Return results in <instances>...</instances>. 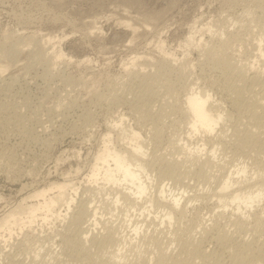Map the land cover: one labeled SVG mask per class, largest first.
Listing matches in <instances>:
<instances>
[{"label":"rangeland","instance_id":"1","mask_svg":"<svg viewBox=\"0 0 264 264\" xmlns=\"http://www.w3.org/2000/svg\"><path fill=\"white\" fill-rule=\"evenodd\" d=\"M261 40L264 0H0V218L53 183L75 189L67 211L0 228V264H264V198L249 212L217 198L227 175L264 179ZM204 88L223 117L190 134L186 98ZM121 123L147 146L142 200L87 179L104 145L130 152ZM161 187L182 196L169 221Z\"/></svg>","mask_w":264,"mask_h":264},{"label":"bare ground","instance_id":"2","mask_svg":"<svg viewBox=\"0 0 264 264\" xmlns=\"http://www.w3.org/2000/svg\"><path fill=\"white\" fill-rule=\"evenodd\" d=\"M121 17V16H120ZM119 17V18H120ZM121 19V18H120ZM126 19V17H125ZM124 22V21H123ZM122 22V23H123ZM93 23H97L95 22H91ZM91 24V25H92ZM126 26L132 28V25H130V23H128L126 21ZM135 27V26H134ZM129 28V29H130ZM97 29L99 30V28L97 27ZM95 28V30H97ZM136 29V28H135ZM134 28H132V31L134 32L135 30ZM190 31L188 36H186L185 38V43H189L191 41H195L194 35L195 33H199L197 32L193 26L189 27ZM188 29V30H189ZM200 30V29H198ZM209 30V29H208ZM202 31L200 30V33ZM203 33V32H202ZM92 34V33H90ZM95 35V34H94ZM201 35V34H200ZM199 35V36H200ZM97 36V35H96ZM202 36V35H201ZM201 36L199 37V39H201ZM56 38V37H54ZM43 39V38H42ZM44 41V40H43ZM262 41V40H261ZM261 41H258V46L256 48V46H254L257 49V55L260 56V58H263V63H264V41H262L263 46H261ZM33 42V41H32ZM35 42V41H34ZM58 42L57 41H53V37H47L45 39V43L49 44L52 48V53H53V57L56 60L59 59H65V55L58 49L56 48L55 44ZM16 43V42H15ZM36 43V42H35ZM33 43V44H35ZM38 43V42H37ZM36 43V44H37ZM43 43V42H42ZM19 44V43H18ZM30 44L31 41H30ZM44 44V43H43ZM42 44V45H43ZM15 45V44H14ZM13 45V46H14ZM17 45V44H16ZM45 45V44H44ZM257 45V44H255ZM25 46V45H24ZM23 46V47H24ZM15 47V46H14ZM22 47V46H21ZM20 47V48H21ZM36 48V46H34ZM19 48V46H18ZM31 48V46H30ZM38 48V47H37ZM36 48V49H37ZM50 48V49H51ZM14 49V48H13ZM22 49V48H21ZM34 49V48H33ZM41 49V48H40ZM255 49V50H256ZM16 50V49H14ZM44 50V49H43ZM46 50V49H45ZM44 50V51H45ZM22 51V50H21ZM25 51V50H24ZM38 52V50H36ZM17 52V51H15ZM20 52V51H18ZM35 52V51H34ZM49 53H51L49 51ZM3 55V54H2ZM8 56V55H7ZM52 56V55H51ZM255 56V54H254ZM258 56V58H259ZM7 58V57H6ZM5 58V59H6ZM1 59V58H0ZM4 59V60H5ZM8 59V58H7ZM257 59V58H256ZM255 59V60H256ZM137 60L136 57L131 58V62H135ZM262 61V60H261ZM6 62V61H4ZM9 63V62H7ZM4 65V64H3ZM0 67V72H2V70L5 69V65ZM261 68V67H260ZM256 71V69H255ZM263 71V70H262ZM252 72V71H251ZM3 73V72H2ZM258 73V72H257ZM261 73V72H260ZM263 73V72H262ZM258 75V74H257ZM248 76V75H246ZM259 76V75H258ZM261 76V75H260ZM1 77V76H0ZM252 77V76H251ZM257 77V76H256ZM262 77V76H261ZM245 78V77H244ZM248 78V77H247ZM249 79V78H248ZM252 79V78H251ZM244 80V79H242ZM4 81V80H3ZM260 81V80H259ZM250 82V81H249ZM264 82V81H263ZM6 83V81H5ZM253 83V82H252ZM260 83V82H259ZM258 83V84H259ZM242 84V83H241ZM245 84V83H244ZM248 84V83H247ZM5 85V84H4ZM243 85V84H242ZM254 85V83H253ZM252 85V86H253ZM251 86V85H250ZM249 86V87H250ZM255 86V85H254ZM258 86V85H257ZM260 86V84H259ZM264 86V84H263ZM256 87V86H255ZM252 88V87H251ZM263 88V87H261ZM249 89V88H248ZM264 89V88H263ZM262 89V90H263ZM255 90V89H254ZM258 90V89H256ZM261 90V89H260ZM259 90V91H260ZM261 90V91H262ZM260 91V92H261ZM252 92V91H251ZM236 93V91H235ZM255 93V92H254ZM257 93V92H256ZM261 96L264 95L263 92H261ZM240 94V93H239ZM232 95V94H231ZM242 95V94H241ZM250 96V95H249ZM253 96H257L253 95ZM211 94L209 93L208 89H198L195 92H193L192 94H190L187 98H186V107H185V113L188 115L189 119H188V125H189V130H190V134H196V133H200L203 132L205 134L211 133L215 130L216 126L219 125V122L222 120V113H220L219 110V105L218 103H214V101L211 98ZM237 97V96H236ZM242 97V96H241ZM260 97V96H257ZM241 99V98H240ZM252 99V98H250ZM261 99V98H260ZM264 100V96L262 98ZM236 100V99H235ZM249 100V97L247 99V101ZM238 101V100H237ZM252 101V100H251ZM250 101V102H251ZM257 104H258V99L256 100ZM262 101V100H260ZM259 101V102H260ZM264 102V101H263ZM249 103V102H248ZM254 103V101H253ZM256 104V103H255ZM254 104V105H255ZM243 105L245 106V104L243 103ZM250 105V104H249ZM248 105V106H249ZM253 105V106H254ZM264 105L263 103L261 104V106ZM260 103H259V108L261 107ZM258 108V105H257ZM251 110V109H249ZM256 110V109H255ZM263 110V108H262ZM259 111V110H258ZM248 112V111H247ZM256 111H254L255 113ZM252 113V112H251ZM253 113V115L255 116V114ZM242 114V113H241ZM264 114V113H262ZM248 115V114H247ZM252 115V114H251ZM243 116V115H242ZM259 116V115H258ZM247 117V116H244ZM250 117V116H249ZM248 117V118H249ZM256 117V116H255ZM260 117V116H259ZM245 119V118H243ZM252 119V118H251ZM250 120V118H249ZM248 121V120H247ZM244 123V122H243ZM123 124V123H121ZM246 124V123H245ZM248 124V123H247ZM252 124V122H251ZM256 125V123H255ZM120 126V125H119ZM124 126V124H123ZM248 126V125H247ZM251 126V125H250ZM258 126V124H257ZM122 127V126H121ZM125 127V126H124ZM253 127V126H251ZM256 127V126H255ZM127 127L123 128L122 127V133L123 131H128L127 133V138L129 139V141H133V143H130V152L125 153L124 151H120V149H117L116 147H112L110 148L108 145H104L103 149L101 150V152L95 157V162L93 163V165H91L92 167H90V173L87 175V179L90 182H100V183H106L109 185H113V187H115L117 190H123L124 193H126L127 195L124 196H131L132 199H144V196L148 195V185L145 181V170L143 169V165L144 162L142 160V157L144 159L145 156V148H147V146L144 148L143 143L141 144V142L137 141V138L139 136V133L135 130H133L132 128L130 129H126ZM249 128V127H247ZM259 128V127H258ZM247 130V129H246ZM264 130V129H263ZM249 132V131H248ZM247 132V133H248ZM251 133V132H249ZM248 133V134H249ZM252 134V133H251ZM256 132L253 131V135H255ZM107 135V134H106ZM225 136V135H224ZM223 136V137H224ZM249 137H251L249 135ZM106 138V137H105ZM108 138V136H107ZM221 138V137H220ZM253 139V138H251ZM108 140V139H107ZM255 140V138H254ZM253 140V141H254ZM263 141V140H262ZM257 142V140H256ZM261 142V141H259ZM262 143V142H261ZM264 143V142H263ZM198 148V147H197ZM200 150V149H198ZM130 154V157H129ZM147 155V154H146ZM131 156H135L134 159L131 158ZM146 158V157H145ZM246 166L242 165L240 168H237L235 171L236 175H243L245 176L246 174ZM233 171V170H232ZM231 172V171H230ZM234 172V171H233ZM232 175V174H231ZM84 177V176H83ZM240 177V176H239ZM247 177V175H246ZM242 178V176H241ZM258 178V177H257ZM84 179V178H83ZM235 179V178H234ZM233 177L227 175V178H225V180L223 181V183L221 184L220 188H219V193H218V201L221 202V204L225 207L227 205L230 204H235L236 206V210L239 209H247L246 212H249V209L251 207L254 206V204L258 203L259 201H261L264 198V179L259 181L256 185L254 183H256V181L253 183L250 182H246L247 180L244 179L243 181L240 179L241 182H244L241 186L238 187H232V183H236L237 182V178L234 180ZM252 179V178H251ZM254 180V179H253ZM239 181V180H238ZM249 181V180H248ZM252 181V180H250ZM74 183V182H73ZM72 182L68 181V180H63L62 182H57V183H53L50 185V187L48 189H40L38 191H36L34 194H32L30 197L34 198L36 201L32 204L29 205H17L16 208L8 211L7 213H5L1 218H0V228L2 229H7V230H11L12 226L17 225L19 222L22 224H31L33 221H36V213L38 211H46L48 213L53 211V208L59 203L62 202L64 204V206H66V211L70 208L71 203H72V199H74L73 197H67L69 196V194H66V191L68 189L70 190H75L74 189V184ZM73 184V185H72ZM163 187V186H162ZM160 188L158 191V197L156 198V203L159 206H163L164 208L166 207V209H164V213H163V217H165V219H167L168 221L171 220V213L176 210V208H178L180 200L182 199V196L180 194V196H176V194H169L166 192V190L164 188ZM235 188V189H234ZM168 191V190H167ZM54 194H50L53 193ZM184 196V195H183ZM122 198V195L117 194L114 195V202L118 203L119 199ZM148 198V197H147ZM146 198V199H147ZM145 199V200H146ZM149 199V198H148ZM184 199V198H183ZM186 201V200H185ZM151 203V205H153L152 201H148ZM184 202V201H183ZM191 202V201H190ZM185 204V203H184ZM260 204V203H259ZM258 205V204H257ZM133 205H131L130 207H132ZM149 207V206H148ZM258 207V206H257ZM256 207V208H257ZM249 208V209H248ZM261 209V208H260ZM262 211L264 213V207L262 208ZM25 213V216L20 215L21 213ZM243 213V212H242ZM95 212L92 214L94 215ZM240 214V213H239ZM245 214V212H244ZM258 213H256L257 215ZM52 215H54V213H52ZM67 215V212L64 214V217ZM246 215V214H245ZM58 216V215H56ZM249 216V215H248ZM255 216V215H253ZM260 216V215H259ZM63 217V218H64ZM257 218V220H260V218L258 217V215L255 217ZM46 219H49L48 217H46ZM89 221V219H87ZM161 222H163V220H160ZM167 221V222H168ZM255 225L259 222L256 220L254 221ZM94 223V219L93 222ZM34 223H32L33 225ZM254 224V223H253ZM91 225V224H90ZM94 225V224H93ZM92 226V225H91ZM87 228V227H86ZM90 228V227H89ZM85 229V228H84ZM139 229L140 227L137 226L136 224L133 226V228L131 229V231L133 232L134 235H137L139 233ZM89 230L87 231H83L85 235H83L82 237H80L83 240L86 239L87 237V233ZM93 232V231H92ZM225 232V231H224ZM91 233V232H89ZM217 233V232H216ZM222 233V232H221ZM219 234V233H218ZM225 234V233H224ZM217 235V234H215ZM219 236V235H218ZM215 238V236H214ZM80 239V240H81ZM79 240V241H80ZM87 240V239H86ZM85 240V241H86ZM216 241V239H215ZM81 242V241H80ZM221 242V241H220ZM82 243V242H81ZM220 246V245H219ZM204 250V249H203ZM202 250V251H203ZM207 250V248H206ZM205 250V251H206ZM208 251V250H207ZM259 251V250H258ZM205 254H203L204 256ZM254 255V254H253ZM264 255V254H263ZM257 256V255H255ZM259 256V255H258ZM16 257V256H15ZM262 257V256H261ZM117 258V261L119 260L118 257H114V259ZM263 258V257H262ZM121 260V259H120ZM119 260V261H120ZM262 261V260H260ZM173 262H176V260H174ZM256 262V261H255ZM261 263V262H260ZM264 263V262H263ZM158 264H165L164 263V258L160 257L159 258V262ZM252 264V263H251ZM256 264V263H255Z\"/></svg>","mask_w":264,"mask_h":264}]
</instances>
